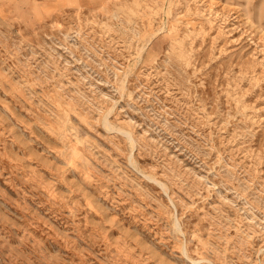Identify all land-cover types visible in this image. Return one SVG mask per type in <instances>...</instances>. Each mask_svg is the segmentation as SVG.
Listing matches in <instances>:
<instances>
[{
	"label": "rangeland",
	"instance_id": "1",
	"mask_svg": "<svg viewBox=\"0 0 264 264\" xmlns=\"http://www.w3.org/2000/svg\"><path fill=\"white\" fill-rule=\"evenodd\" d=\"M85 1L0 0V264H264V0Z\"/></svg>",
	"mask_w": 264,
	"mask_h": 264
},
{
	"label": "bare ground",
	"instance_id": "2",
	"mask_svg": "<svg viewBox=\"0 0 264 264\" xmlns=\"http://www.w3.org/2000/svg\"><path fill=\"white\" fill-rule=\"evenodd\" d=\"M107 1L108 0H86L84 3H85V6H87L89 3L92 4V8H100L101 10L103 9H106V7H108L106 4H107ZM166 4V3H165ZM89 7V6H88ZM91 8V7H90ZM108 9V8H107ZM119 11V10H118ZM163 11V10H162ZM109 12V11H108ZM121 12V11H120ZM115 13V12H114ZM116 15V14H115ZM165 17V16H164ZM166 19V18H164ZM163 29V28H162ZM161 29V30H162ZM154 35V34H153ZM132 69V68H131ZM114 102V101H112ZM92 104V103H91ZM103 118V117H102ZM121 130V129H120ZM126 132V131H125ZM129 140V139H128Z\"/></svg>",
	"mask_w": 264,
	"mask_h": 264
}]
</instances>
